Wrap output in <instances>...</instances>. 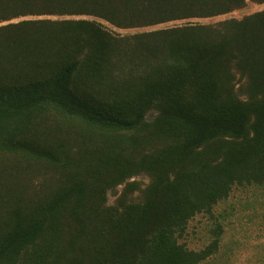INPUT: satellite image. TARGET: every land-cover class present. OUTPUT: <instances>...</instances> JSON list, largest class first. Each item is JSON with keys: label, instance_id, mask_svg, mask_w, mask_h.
Segmentation results:
<instances>
[{"label": "trees", "instance_id": "1", "mask_svg": "<svg viewBox=\"0 0 264 264\" xmlns=\"http://www.w3.org/2000/svg\"><path fill=\"white\" fill-rule=\"evenodd\" d=\"M248 3L264 0H0V264L212 254L177 240L234 187H264V11L125 36L96 19L145 29Z\"/></svg>", "mask_w": 264, "mask_h": 264}, {"label": "rangeland", "instance_id": "2", "mask_svg": "<svg viewBox=\"0 0 264 264\" xmlns=\"http://www.w3.org/2000/svg\"><path fill=\"white\" fill-rule=\"evenodd\" d=\"M263 11L264 3H248L240 10L219 17L129 30L116 29L104 21H96L108 31L125 36L186 23L213 25L225 20H240ZM128 182L141 188L148 183V179L138 176ZM123 190L124 186H121L108 193L107 204L116 205ZM177 242L197 253L211 250L212 254L199 264H264V187H234L227 199L213 206L210 212L191 218Z\"/></svg>", "mask_w": 264, "mask_h": 264}]
</instances>
